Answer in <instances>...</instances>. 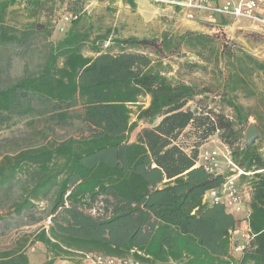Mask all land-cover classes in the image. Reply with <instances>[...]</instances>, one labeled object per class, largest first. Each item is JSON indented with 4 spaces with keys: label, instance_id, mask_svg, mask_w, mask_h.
<instances>
[{
    "label": "trees",
    "instance_id": "obj_1",
    "mask_svg": "<svg viewBox=\"0 0 264 264\" xmlns=\"http://www.w3.org/2000/svg\"><path fill=\"white\" fill-rule=\"evenodd\" d=\"M48 2L0 0V46L29 49L38 34L50 37L47 24L18 28L10 18L19 3L38 16ZM82 2L71 0V26L50 47L42 69L0 89V114L22 108L20 114L27 115L36 99L65 122L74 110L82 125L78 138L0 162V199L10 200L13 180L27 174L11 205L16 214L40 224L43 218L33 212L41 201L50 202L48 228L0 252V264H31L26 251L37 243L47 250V264L87 254L143 264H264V153L258 145L240 144L251 115L238 101L255 75L264 76V62L226 39L224 28L232 20L209 24L215 34L188 30L123 38L112 27L84 28L85 13L77 10ZM176 58L185 59L180 69L209 75L211 83L179 79ZM210 95L218 97L220 109L198 100ZM211 136L249 174L240 177V186L251 196L246 207L252 239L240 254L233 251L232 233L242 219L224 204L203 201L232 174L198 165L200 148Z\"/></svg>",
    "mask_w": 264,
    "mask_h": 264
},
{
    "label": "rangeland",
    "instance_id": "obj_2",
    "mask_svg": "<svg viewBox=\"0 0 264 264\" xmlns=\"http://www.w3.org/2000/svg\"><path fill=\"white\" fill-rule=\"evenodd\" d=\"M69 8H72L71 0H50L46 9L38 16L26 13L21 3L12 9L13 13L10 18L18 28L39 22L49 26L51 36L38 34L29 49L17 45L0 46V89L9 88L17 80L25 77L28 72L37 74L42 69L46 64L50 47L64 37L71 26L73 12ZM77 10L81 14L85 13L84 28L93 27L95 32H99L112 27L123 38L160 37L165 31L182 33L191 30L187 27L189 24L202 27L203 30L197 32L215 34L209 23L189 21L183 14H174L172 10L151 0L139 1L135 7H132L127 0H83L81 5L77 6ZM231 24L233 25V21ZM243 26L246 25L241 22L237 23L233 30L223 34L237 47L244 49L260 62H264V35L252 32L250 29H240ZM85 54L92 56L88 48ZM184 60L183 58L172 60L175 76L186 82H195L200 86L211 83L209 75L199 72L189 73L180 69L179 64H182ZM250 92L253 96H250ZM239 95L238 101L251 115L248 125L242 127L245 138L240 140V144L246 148L245 133L250 125H254L259 131L260 138L253 146L258 145L264 153V76L255 75L249 89H246L244 93L240 92ZM202 98H205L201 102L202 106L218 108V97L203 96L198 100ZM143 103L147 105L148 100ZM31 104L34 111L27 115L20 114L23 111L22 108L0 114V162L5 156H15L25 150L80 137L82 125L74 117V110L69 112V118L65 122L55 118L56 115H53L49 109L46 111L44 105L38 100L34 99ZM196 104L197 100L191 106L195 109ZM24 105L28 106V103L25 102ZM224 111L230 118L234 116L231 110L226 108ZM221 147L220 144H208L202 152L218 150ZM27 180L26 173L18 174L10 190L11 199L5 200V197L0 199V252L11 250L25 238L23 236L31 235L42 228H48L50 224V219L47 218L50 203L48 201L38 203L33 212L36 218H43V221L37 225L32 224L27 214L18 215L11 208L12 203L22 194ZM26 253L31 264H47L48 262V253L42 244L37 243L28 247ZM85 262L95 264L81 257L57 260L54 264H85Z\"/></svg>",
    "mask_w": 264,
    "mask_h": 264
},
{
    "label": "built area",
    "instance_id": "obj_3",
    "mask_svg": "<svg viewBox=\"0 0 264 264\" xmlns=\"http://www.w3.org/2000/svg\"><path fill=\"white\" fill-rule=\"evenodd\" d=\"M159 3L174 14H183L189 21L202 20L205 23L215 24L222 19L247 20L264 27V0H240L238 4L219 5L215 0H151ZM225 147V146H224ZM200 165L210 173H223V165L230 174L219 190L207 193L206 202L210 204H224L228 212L242 219L240 227L232 233L233 251L235 254L242 253L246 244L252 239L248 225L250 211L247 204L250 192L247 188L240 187V177L246 174L240 170L230 157V152L225 150H213L204 152L199 158ZM238 242V243H236ZM87 261L95 264H143L131 258H109L100 255L87 254Z\"/></svg>",
    "mask_w": 264,
    "mask_h": 264
},
{
    "label": "crops",
    "instance_id": "obj_4",
    "mask_svg": "<svg viewBox=\"0 0 264 264\" xmlns=\"http://www.w3.org/2000/svg\"><path fill=\"white\" fill-rule=\"evenodd\" d=\"M139 1H143V0H133V2H134V4L136 5ZM216 1V3L217 4H219V5H225V4H228V3H231V4H238L239 2H240V0H215ZM167 10V9H166ZM199 22H204V21H202V20H198ZM233 21V25L232 24H230V26H228V27H226V28H224V32H226L227 33V31H231V30H233L234 28H235V24H237V23H243V24H245L246 26H243V27H241L240 29H250V30H252V32H255V33H260L261 35H264V27H262V26H260L259 24H256V23H253V22H251V21H247V20H232ZM187 27H190V29H191V31H202L203 29H202V27H198V26H195V24H189V26H187ZM202 29V30H201ZM159 123V122H158ZM157 123V124H158ZM191 127H192V125H189L184 131H183V134H182V136L180 137V139L179 140H181L182 139V137H183V135H184V133H187L190 129H191ZM188 138V137H187ZM174 144H176L175 142H174ZM208 144H220L224 149L222 150V147H221V149H218V150H220L221 152H223L224 150H225V147H224V145L222 144V142L220 141V139H219V137L218 136H211L208 140H207V143L206 144H204V145H202V147L200 148V156H199V158L201 157V155L204 153V152H202V150L208 145ZM205 152H207V151H205ZM188 156H190L189 154H188ZM198 165H200V160H199V162H198ZM198 165H196V166H194V168H197V166ZM154 166H156V165H154ZM194 168H192V169H194ZM222 169H223V171L222 172H226V166L225 165H223V167H222ZM186 173H184V175H185ZM166 182H169V180L167 179V177L165 178V180H164V183H166ZM207 194L204 196V199H203V201L204 202H206V200H207ZM250 202V199H249V201H248V203ZM85 264H87V262H85Z\"/></svg>",
    "mask_w": 264,
    "mask_h": 264
},
{
    "label": "water",
    "instance_id": "obj_5",
    "mask_svg": "<svg viewBox=\"0 0 264 264\" xmlns=\"http://www.w3.org/2000/svg\"><path fill=\"white\" fill-rule=\"evenodd\" d=\"M246 135V148H251L255 141L260 138L259 131L254 125H250L245 133Z\"/></svg>",
    "mask_w": 264,
    "mask_h": 264
}]
</instances>
